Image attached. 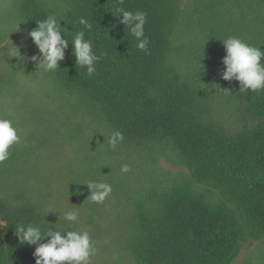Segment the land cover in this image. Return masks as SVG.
Here are the masks:
<instances>
[{"label":"rangeland","instance_id":"1","mask_svg":"<svg viewBox=\"0 0 264 264\" xmlns=\"http://www.w3.org/2000/svg\"><path fill=\"white\" fill-rule=\"evenodd\" d=\"M176 2L164 63L196 91L197 120L227 134L253 126L239 82L222 79L221 39L237 36L264 50V0ZM70 4L0 0V117L11 119L20 136L0 163V204L26 208L54 230H87L97 249L90 264H139L131 252L139 234L136 215L156 209L167 186L200 193L231 211L236 206L213 182L194 178L165 141L123 140L110 147L114 129L101 109L29 59L38 50L27 36L34 19L25 10L37 6L46 17L56 15L62 30ZM124 164L128 172L121 171ZM89 181L110 184L111 194L92 202L82 184ZM68 209L79 210L76 222L64 219ZM229 264H264V236L244 234Z\"/></svg>","mask_w":264,"mask_h":264},{"label":"trees","instance_id":"2","mask_svg":"<svg viewBox=\"0 0 264 264\" xmlns=\"http://www.w3.org/2000/svg\"><path fill=\"white\" fill-rule=\"evenodd\" d=\"M176 0H71L62 31L83 30L101 55L91 77L75 64L69 41L54 71L65 87L82 93L103 112L124 140L165 141L187 163L194 178L211 181L234 202L231 211L204 195L167 186L154 210L136 215L139 230L132 256L139 264H229L246 233L264 236V90L243 92L256 123L235 134L197 120L196 91L165 67L169 30ZM147 14V52L114 16L116 7ZM36 21L46 18L37 6L25 10ZM92 25L89 31L79 21ZM63 36V33L61 34ZM160 196V195H159ZM47 230L26 208L0 204V264H35V245L21 243L18 225ZM44 240L38 243L45 242Z\"/></svg>","mask_w":264,"mask_h":264},{"label":"clouds","instance_id":"3","mask_svg":"<svg viewBox=\"0 0 264 264\" xmlns=\"http://www.w3.org/2000/svg\"><path fill=\"white\" fill-rule=\"evenodd\" d=\"M112 14L121 16L119 22L136 38L138 49L147 52L148 39L144 34L147 14L140 11H128L119 6ZM58 21L56 15H48L45 19L36 21V27L28 31L27 36L31 38L38 50V54L32 55L29 59L35 61L43 72H54L59 68L58 62L64 59L65 49L70 41L75 64L86 68L87 75L91 77L96 72V62L103 54L97 55L93 51L92 41L85 38L83 30L76 32L71 39L66 38ZM79 22L91 31L92 25L84 18H81ZM221 41L225 49V55L222 57L224 65L222 79L238 81L241 92L264 90V63H262L264 50L249 45L237 36L230 35ZM8 55L17 56L18 54ZM123 140L124 136L120 131H113L108 142L110 147L116 148ZM19 141L20 136L13 121L0 117V163L10 158V147ZM129 170L127 164L121 166L122 172ZM82 184H86L90 189V199L94 203H102L112 192L111 185L105 182L89 181ZM63 217L66 221L76 222L79 210L68 209L63 212ZM15 234L21 243L35 245V264H90V257L97 251L87 230H54L51 227L42 230L37 225L18 224L15 227ZM45 237H47L45 242L38 243Z\"/></svg>","mask_w":264,"mask_h":264}]
</instances>
